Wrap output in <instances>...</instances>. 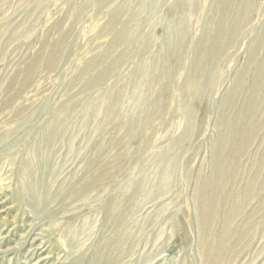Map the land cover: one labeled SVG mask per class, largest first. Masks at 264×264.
<instances>
[{
	"label": "rangeland",
	"instance_id": "1",
	"mask_svg": "<svg viewBox=\"0 0 264 264\" xmlns=\"http://www.w3.org/2000/svg\"><path fill=\"white\" fill-rule=\"evenodd\" d=\"M0 264H264V0H0Z\"/></svg>",
	"mask_w": 264,
	"mask_h": 264
}]
</instances>
